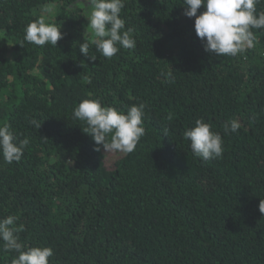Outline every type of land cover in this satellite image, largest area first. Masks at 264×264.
Returning <instances> with one entry per match:
<instances>
[{
	"label": "trees",
	"instance_id": "16d2710c",
	"mask_svg": "<svg viewBox=\"0 0 264 264\" xmlns=\"http://www.w3.org/2000/svg\"><path fill=\"white\" fill-rule=\"evenodd\" d=\"M79 1L0 0V126L29 141L19 162L0 155V219L18 217L24 250L51 248L49 264H264V28L253 47L217 56L183 0H124L136 46L105 58ZM41 16L60 26L56 47L24 41ZM85 99L145 106L133 152L94 150L73 119ZM198 119L221 135L220 158L193 156L183 133ZM232 119L241 127L225 133Z\"/></svg>",
	"mask_w": 264,
	"mask_h": 264
},
{
	"label": "clouds",
	"instance_id": "9594fccd",
	"mask_svg": "<svg viewBox=\"0 0 264 264\" xmlns=\"http://www.w3.org/2000/svg\"><path fill=\"white\" fill-rule=\"evenodd\" d=\"M262 0H183L184 15L194 17V31L203 42L204 50L217 56H236L246 48L254 46L255 35L252 29L264 28V12L257 13L256 6ZM124 0H89L87 24L93 34L92 44L95 50L105 58H112L120 48L134 49L136 40L133 29H125V21L120 18ZM204 11L197 15L198 9ZM53 6L45 11L51 12ZM123 30V31H122ZM24 41L44 46L46 43L57 45L62 39L60 26L45 22L44 16L29 23L24 30ZM119 45V47L117 46ZM80 53L89 57V43L80 44ZM144 105H132L127 112L114 107H104L99 100H82L73 109V119L84 122L83 132L91 136L100 151L105 153L128 154L135 150L145 129L142 126ZM30 123L38 129L41 125L33 119ZM241 127L235 119L223 125L225 133L236 132ZM212 125L203 120H196L195 126L186 129L184 139L190 142L192 154L203 161L220 158L223 154V139L218 132L211 130ZM110 135V142L108 136ZM16 137L8 125L0 126V155L5 163L19 162L27 138L16 143ZM259 211L264 213V201H260ZM18 217L9 215L0 219V241L4 251L17 255L11 264H49L54 255L49 247H30L24 250L19 242L24 226L16 225Z\"/></svg>",
	"mask_w": 264,
	"mask_h": 264
},
{
	"label": "rangeland",
	"instance_id": "374dc122",
	"mask_svg": "<svg viewBox=\"0 0 264 264\" xmlns=\"http://www.w3.org/2000/svg\"><path fill=\"white\" fill-rule=\"evenodd\" d=\"M79 4L83 7L87 17H88V12H89V0H80ZM91 30V29H89Z\"/></svg>",
	"mask_w": 264,
	"mask_h": 264
}]
</instances>
